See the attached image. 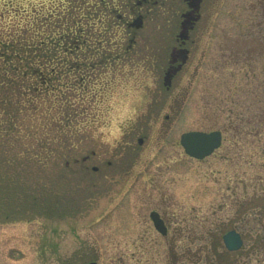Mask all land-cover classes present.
<instances>
[{
  "label": "rangeland",
  "instance_id": "1",
  "mask_svg": "<svg viewBox=\"0 0 264 264\" xmlns=\"http://www.w3.org/2000/svg\"><path fill=\"white\" fill-rule=\"evenodd\" d=\"M50 1L21 3L40 8ZM203 20L192 64L169 96L181 97L177 115L173 100L158 94L159 74L133 63L149 60L151 50L168 59V48L143 45L152 33L145 28L129 63L121 50L130 38L121 42L122 32L105 17L101 29L114 42L111 67L109 61L93 88L96 98L89 89L85 112L69 128L54 127L50 137L42 130L18 136L19 146L44 139L51 153L32 154L51 155L41 169L36 163L20 168L21 197L10 196L0 212V264H65L82 245L100 264H208L207 256L214 260L225 251L215 242L222 241L220 227L239 231L245 251L264 237V0H214ZM163 22L148 24L162 34ZM48 104L53 114L37 118V128L56 121L59 104ZM160 108L159 120L150 121ZM139 126L148 131L144 148L116 157ZM213 130L223 131L222 147L203 160L190 158L181 135ZM14 138H5L9 156L23 150L13 149ZM102 154L107 161H132V172L108 180L91 170L86 175V165H98ZM151 209L164 214L168 237L154 228ZM262 248L241 262L264 264Z\"/></svg>",
  "mask_w": 264,
  "mask_h": 264
},
{
  "label": "trees",
  "instance_id": "2",
  "mask_svg": "<svg viewBox=\"0 0 264 264\" xmlns=\"http://www.w3.org/2000/svg\"><path fill=\"white\" fill-rule=\"evenodd\" d=\"M21 2L0 0V212L10 196L15 201L21 197L18 188L25 177L20 168L34 163L48 165L50 160L51 154L47 158L32 154L51 153L44 139L19 146L18 136H38L44 134L42 130L50 137L54 127H71L85 112L84 98L102 78L114 42L101 29L107 16L97 0H60V4L51 0L40 8ZM90 93L96 98L94 91ZM52 102L59 104L56 121L39 123L37 128V118L44 116L48 121V115L53 114V106L48 104ZM12 136L17 138L13 149L23 150L9 156L5 138ZM9 166L18 170L8 173ZM243 254L225 250L214 260L207 256V262L244 264L240 260Z\"/></svg>",
  "mask_w": 264,
  "mask_h": 264
},
{
  "label": "flooded vegetation",
  "instance_id": "3",
  "mask_svg": "<svg viewBox=\"0 0 264 264\" xmlns=\"http://www.w3.org/2000/svg\"><path fill=\"white\" fill-rule=\"evenodd\" d=\"M97 2L106 11L108 19L111 20L112 26L122 32L123 35H121L123 36V40H121V42L124 43L126 42V38H130L127 40L130 41V45H126L124 47L125 49L121 50V52L125 54L124 58L126 57V60H128L129 63L131 60L133 61L129 54L133 51V48L139 45L137 38L141 36V32L144 31L145 28L150 27L152 33H149L146 40L142 41L143 45L152 48L153 45L150 43H160L163 47L166 46L168 48L167 51L165 50L168 59L162 60L160 53L155 54L156 51L151 50V55H148L151 57L149 60L143 62L133 61V63L140 67L144 64V68L151 73L159 74L156 80L162 85V87L161 89H158V94L165 95V102H168L170 99L171 101L173 100V104L177 106L176 114L179 115L181 111L179 106L182 104V101L180 100L181 97L178 96V93L173 98L169 96L171 93L174 94L173 90L177 89L179 78L192 64V59L198 46V35L200 33L201 23L204 21V14L207 11V8H209V5L214 3V0H97ZM160 20L164 21V24L161 26L162 34H157L155 33L156 27L149 24L158 23ZM122 46L121 43V47ZM107 66L108 64L104 67L107 68ZM109 66L111 67V60ZM110 67L108 68L111 69ZM161 110L162 109L160 108L157 113H153L150 116V121L157 122L162 114ZM164 118L169 124L170 122H173V117L170 114H165ZM146 127H148V125ZM140 128L142 129L143 127H136L133 131L130 140L124 145L123 151H121L122 153L119 151L114 152L116 157L119 156V154L121 156L126 150V155L131 154V151L138 154V152L144 148L148 140V131L143 132ZM221 133L222 147L224 143V133L223 131H221ZM105 154H102L100 157L101 159L98 165H86V175H88L91 170L94 173H98L100 177L105 180H108L110 179L109 177L114 178V176L119 174H130L132 172V161L127 162L123 158L120 160V157H118L119 160L115 162L107 161V158L104 157ZM90 158L91 157L87 158L86 163L90 162ZM113 183H117V181H113ZM231 207L233 208V206ZM237 211L240 212L243 211V209H237ZM152 213H156L159 216V219L163 221L167 232L165 235H161L168 237L170 231L164 214L159 210H150L149 217L155 229L156 227L152 219ZM233 230L239 233L244 240L242 234L234 228L224 231L223 227H220V234L223 235L224 232L228 233ZM215 242L219 247L224 244H222V241L220 240H216ZM255 245L258 249H263L264 237L258 236L257 241L254 242V247L250 250L245 251L244 241L239 250L229 251L226 248L225 250L234 254L243 251L244 254L240 257L242 258L251 255V250H256ZM85 250H87V248L83 245L76 249V251L72 252L70 257H68L65 264H100L96 253H88Z\"/></svg>",
  "mask_w": 264,
  "mask_h": 264
},
{
  "label": "water",
  "instance_id": "4",
  "mask_svg": "<svg viewBox=\"0 0 264 264\" xmlns=\"http://www.w3.org/2000/svg\"><path fill=\"white\" fill-rule=\"evenodd\" d=\"M222 133L220 131L203 132L189 131L181 136V145L185 153L195 159H205L221 146ZM152 219L156 228L166 234V227L156 213H152ZM224 243L228 250L235 251L242 247L243 240L236 231H230L224 235Z\"/></svg>",
  "mask_w": 264,
  "mask_h": 264
}]
</instances>
